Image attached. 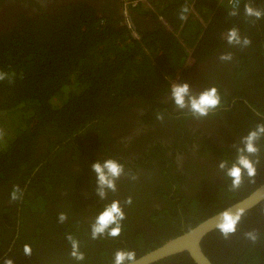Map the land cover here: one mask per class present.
Here are the masks:
<instances>
[{"label": "trees", "instance_id": "16d2710c", "mask_svg": "<svg viewBox=\"0 0 264 264\" xmlns=\"http://www.w3.org/2000/svg\"><path fill=\"white\" fill-rule=\"evenodd\" d=\"M248 2L243 0L239 14L230 16L219 0H150L137 9L150 11V18L161 23L145 35L135 30L139 38L126 26L113 27L95 18L94 11L81 3L49 19H21L10 31L0 33V72L6 74L0 81V113L6 111L0 115V264L7 258L14 264H113L117 249L134 250L139 257L242 199L264 181L262 157L255 183L246 178L238 191H229L230 181L224 176L222 183L197 195L193 188L191 195H184L177 187V210L168 202L177 212V225L163 228V221L150 222L155 226L146 232L123 228L118 236L122 244L115 239L118 237L93 240L90 229L82 227L76 206L81 203L80 195L62 181L70 175L64 161L57 163L60 153L82 168L96 162V153L114 158L123 155L125 150L111 131L115 120L128 110L124 101L139 99L143 105L152 104L176 76L183 75L185 64L194 66L224 45L222 34L234 26L251 44L240 48L237 64L228 76L231 97L243 98L251 111L264 115V19L245 17L244 4ZM251 3L264 9V0ZM185 5L189 12L181 20L180 10ZM8 115L16 116L18 123L6 124ZM250 115L245 129L235 131L246 134L257 122H264H255ZM260 144L264 151V141ZM36 149L41 154L33 159ZM51 152L57 155L47 157ZM216 153L221 160L233 155L225 150ZM17 185L22 194L12 201L10 194ZM65 188L66 194L59 197L57 191ZM161 191L155 193L162 204L167 197ZM61 212L67 215L63 224L58 221ZM251 229L261 233L255 244L243 237ZM68 234L79 240L83 261L70 256ZM25 244L31 246L30 256L23 252ZM201 248L212 264H264V200L247 211L230 239L214 230L202 239ZM153 264L194 263L181 253Z\"/></svg>", "mask_w": 264, "mask_h": 264}, {"label": "flooded vegetation", "instance_id": "af4514ba", "mask_svg": "<svg viewBox=\"0 0 264 264\" xmlns=\"http://www.w3.org/2000/svg\"><path fill=\"white\" fill-rule=\"evenodd\" d=\"M149 1L0 0V33L10 31L21 19L31 21L42 17L49 19L64 8L81 3L94 11L95 18L108 21V24L113 27L126 26L132 31L133 37L136 35L139 38L136 31L145 35L161 23L150 18V11L147 12L146 7H144L145 11L137 9L138 5L147 6ZM242 36L245 34L242 33ZM240 51L239 46H232L226 42L194 66L185 64L183 75L176 76L172 80L177 83L187 82L194 93L214 84L217 86L223 95L224 103L207 118L193 119L173 106L170 96L172 82L167 91L154 97L152 104L143 105L139 99L124 101L123 105H127L128 110L115 120L111 136L115 137V142L125 150L123 155L116 158H120L118 160L124 163L126 169H130L137 179L132 181L127 174L121 177L117 182L118 191L115 194L109 193L108 201L101 200L96 194V176L91 169V164H84L82 168L73 159L68 160L65 155L59 154L57 163L64 161L67 167L66 173L70 172V175L68 174L62 181L74 194L80 195L81 203L76 206L81 214L83 228L90 229L88 225L106 202L118 198L123 203L129 196L132 197V203L124 205V212L126 219H130L122 222L126 231L132 232L139 228L146 232L161 221H163L160 224L161 227L169 228L173 224L177 225V215L175 216L177 212L171 209L168 203L172 202L177 210V187L184 195H191L190 191L193 188V195H197L207 191L210 185L223 182V173L218 170L221 159L216 151L225 150L229 154L231 152L235 154L234 145L244 135L243 132L235 131V129L242 127L245 129L249 121L246 118L248 114L254 116L250 115L255 122L257 119L264 120V115L256 110L251 111L243 98L231 97L233 89L228 76L237 64ZM227 52L233 54L232 61H220L218 57ZM247 108L248 111H246ZM4 112L0 115L6 114V111ZM157 112L165 113L163 122L156 120ZM179 125L183 127L177 130ZM39 151L36 149L33 159H38V154H41ZM53 154L56 153L51 152L47 157ZM107 157L109 156L96 153V161ZM46 159H43L41 164L45 163ZM36 170L37 168L33 173ZM199 184L202 185L201 188ZM67 189L58 190L57 195L64 196ZM159 189L162 190L161 193L164 191L163 194L167 197V201L162 204L155 193V190ZM257 211L259 215H263L260 209ZM138 212L144 213V217H141ZM134 213L137 214L132 217ZM181 229H184L182 225ZM115 239L124 243L122 238Z\"/></svg>", "mask_w": 264, "mask_h": 264}, {"label": "clouds", "instance_id": "9594fccd", "mask_svg": "<svg viewBox=\"0 0 264 264\" xmlns=\"http://www.w3.org/2000/svg\"><path fill=\"white\" fill-rule=\"evenodd\" d=\"M231 10L230 16H237L241 0H229ZM189 8L185 5L180 10L179 18L185 20ZM244 15L247 18L260 20L264 19V9L254 7L249 0L244 4ZM223 39L229 45L246 48L251 44L248 36H242L238 27H232L222 34ZM218 59L223 62H230L233 59L231 52L222 53ZM6 74L0 72V81H4ZM11 82V81H10ZM170 96L173 106L179 109L181 113L188 114L193 119L207 118L215 111L223 106V98L216 86H209L202 89L198 93L191 90L190 85L185 83L172 82L170 86ZM156 120L163 122L165 113L157 112ZM264 141V122H258L254 127L248 129L247 133L242 135L239 142L234 145V158L223 159L218 164V170L223 176L230 181L229 191H238L243 185L245 179L249 183H255L257 175V166L260 164L264 151L260 142ZM91 169L96 176V194L103 201H108L109 193L115 194L118 191V181L121 177L127 176L130 180L135 181L136 175L126 169L124 163L114 157L99 159L91 164ZM22 192L20 187L14 186L10 194V199L15 201L20 198ZM132 197L129 196L122 203L118 198H114L106 202L90 224V235L93 240L102 237L115 238L120 236L123 230V221L126 219L124 205H130ZM248 207L244 203L220 210L212 221V227L220 233L225 239H230L237 233L240 222L247 214ZM67 220V215L63 212L58 214L59 223L63 224ZM245 240L252 244L257 243L261 239V233L257 229H251L243 233ZM66 239L71 246L70 256L76 261L85 259L84 253L80 251V242L72 234L66 235ZM25 255H31V246L25 244L23 246ZM137 256L134 250L117 249L113 255V264H137ZM4 264H14L13 260L7 258Z\"/></svg>", "mask_w": 264, "mask_h": 264}, {"label": "water", "instance_id": "95a60500", "mask_svg": "<svg viewBox=\"0 0 264 264\" xmlns=\"http://www.w3.org/2000/svg\"><path fill=\"white\" fill-rule=\"evenodd\" d=\"M264 200V181L242 199L227 206L232 207L237 203H244L248 211ZM218 213V212H217ZM213 214L183 233L170 238L160 246L137 257V264H153L167 257L186 253L194 264H212L201 248L202 239L214 231L212 221L216 214Z\"/></svg>", "mask_w": 264, "mask_h": 264}, {"label": "rangeland", "instance_id": "374dc122", "mask_svg": "<svg viewBox=\"0 0 264 264\" xmlns=\"http://www.w3.org/2000/svg\"><path fill=\"white\" fill-rule=\"evenodd\" d=\"M18 121H19V119H17L16 118V116H11V115H8V116H6L5 118H4V122L6 123V124H16V123H18Z\"/></svg>", "mask_w": 264, "mask_h": 264}, {"label": "built area", "instance_id": "2783aa9c", "mask_svg": "<svg viewBox=\"0 0 264 264\" xmlns=\"http://www.w3.org/2000/svg\"><path fill=\"white\" fill-rule=\"evenodd\" d=\"M219 2H221L222 4H225L226 7H227L229 10H231V5H230V3H229V0H219ZM242 2H243V0H241L240 7H241V5H242Z\"/></svg>", "mask_w": 264, "mask_h": 264}, {"label": "bare ground", "instance_id": "6f19581e", "mask_svg": "<svg viewBox=\"0 0 264 264\" xmlns=\"http://www.w3.org/2000/svg\"><path fill=\"white\" fill-rule=\"evenodd\" d=\"M157 1V0H156ZM155 3V2H154ZM172 4V3H171ZM161 8V7H160ZM147 9V8H146ZM159 9V8H158ZM175 11V10H174ZM148 12V11H147ZM158 14H159V12H157ZM177 12H175V14H176ZM128 19V18H127ZM215 20V19H214ZM129 22V21H128ZM198 25V24H197ZM201 26V25H200ZM203 28H205V27H203ZM5 45V44H4ZM230 75V74H229ZM248 85V84H247ZM241 86V85H240ZM243 87V86H242ZM248 89V88H247ZM233 91V90H232ZM222 92V91H221ZM223 96V95H222ZM106 127V126H105ZM19 128V127H18ZM32 129H33V127H32ZM35 129V128H34ZM108 132V131H107ZM52 138V137H51ZM41 139H42V137H41ZM48 139H49V137H48ZM55 140V139H54ZM35 141H36V139H35ZM48 141V140H47ZM51 142H53V140L51 141ZM54 144V143H53ZM101 144V143H100ZM36 145V144H35ZM44 146V145H43ZM56 146V145H55ZM54 146V147H55ZM102 146V145H101ZM43 148H45V147H43ZM37 150H39V149H37ZM29 233V232H28ZM11 235V234H10ZM13 251V250H12ZM13 253V252H12ZM15 254V253H14ZM11 256V255H10ZM6 258V257H5ZM2 260H4V259H2Z\"/></svg>", "mask_w": 264, "mask_h": 264}, {"label": "crops", "instance_id": "0c3cea01", "mask_svg": "<svg viewBox=\"0 0 264 264\" xmlns=\"http://www.w3.org/2000/svg\"><path fill=\"white\" fill-rule=\"evenodd\" d=\"M187 54H190L191 52L189 50H186Z\"/></svg>", "mask_w": 264, "mask_h": 264}]
</instances>
